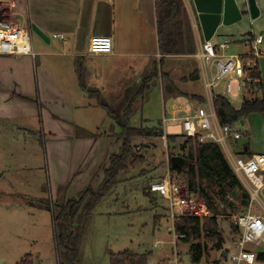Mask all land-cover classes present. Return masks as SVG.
I'll use <instances>...</instances> for the list:
<instances>
[{
    "label": "crops",
    "instance_id": "0c3cea01",
    "mask_svg": "<svg viewBox=\"0 0 264 264\" xmlns=\"http://www.w3.org/2000/svg\"><path fill=\"white\" fill-rule=\"evenodd\" d=\"M184 2L196 38L197 52L171 56L187 60L183 62L186 75L182 78L188 81L203 80L205 86V80L210 75L198 56L205 37L194 1ZM257 3L260 15L249 22L251 29L247 19L229 26H220L211 41L215 44L228 42L229 47L225 50L227 54H247L254 34H264V0H257ZM0 9L3 11L0 25L11 22L29 28L31 24H36L49 36L47 41L32 32L35 57L28 53L0 54V123L14 122L22 117L34 120L39 117L49 142L48 164L56 194L67 191V197H71L90 184L98 186L111 155L120 151L122 142L111 131L113 125L114 132L118 128L114 122H102L99 111L105 109L82 87L80 74L82 72L88 86L98 88L106 99L112 101L140 82L156 63L160 65L163 55L159 49L156 1L0 0ZM8 11L11 12L10 15H7ZM53 33H63L66 39L52 38ZM95 35L113 37V51L90 52V39ZM166 57L168 56L164 58ZM258 67L263 86L255 95L264 98V54L258 58ZM164 68L163 61L162 69ZM166 72L172 76L171 72ZM160 83L163 86L161 77ZM174 83L176 84L175 81ZM182 91L190 96H178V102L190 101L191 98L197 100L192 97L193 94L204 98V101H198L215 112L213 125L219 130L221 123L214 101L207 96L206 87L205 93ZM246 96L244 97L247 98ZM93 111L96 112L94 114L99 123L109 126L108 131L101 130L102 124L97 132L78 129L76 114H88L85 119L88 123ZM243 120L240 127L244 132L250 133L249 147L247 138L242 136L239 141L229 138L223 144L225 150L222 149L234 171L235 158L264 152V112L251 113ZM85 122L80 121L84 127ZM166 133L168 134L167 131ZM255 149L259 151H254ZM237 175L239 176L238 173ZM239 178L248 189L250 184L243 177ZM262 193L263 191L260 194ZM260 194L250 201L248 209L252 210L253 202L260 198ZM169 211L171 216V210ZM255 212L264 215V208ZM238 232L239 229L237 234ZM176 239L175 233L171 242L176 244ZM251 246L257 252L264 251V243Z\"/></svg>",
    "mask_w": 264,
    "mask_h": 264
},
{
    "label": "rangeland",
    "instance_id": "374dc122",
    "mask_svg": "<svg viewBox=\"0 0 264 264\" xmlns=\"http://www.w3.org/2000/svg\"><path fill=\"white\" fill-rule=\"evenodd\" d=\"M10 14L8 11L7 15ZM246 19L248 23L255 20L251 17ZM194 59L197 62V59ZM184 61L187 60L183 57L169 55L164 58V70L171 72V77L182 90L205 93L203 80L188 81L182 78L186 75ZM261 88L262 85L258 83L247 88L244 95L234 92L229 98L235 106L240 107L245 95L253 99L256 97L255 92ZM174 97H165L164 87L158 82L148 93L143 106L139 107L132 117L134 126L159 125L164 128L165 133L167 131L168 134L178 136L173 142L165 141L162 136L138 140L135 151L145 154V162L141 166L131 168L130 179L119 183L95 208L91 229L83 245V264H110V252L125 249L141 254L149 253L147 264H191L189 251L192 242L183 241L177 235L176 244L171 242L177 232L174 231L168 199L158 193H150L148 187L152 181L165 178L169 173L185 181L189 187L188 175L175 167L173 169L171 163L173 156L181 157L180 163L184 165L188 162L185 158L188 150L181 148V143L187 140L182 123L170 119L173 116V104L180 99L178 96L175 99ZM99 112L102 114L103 123L106 120L112 121L106 110L100 109ZM94 113L96 112L93 111L88 118V123L85 122L88 114H76L75 123L79 130H99L98 127L102 123L98 122ZM166 117L168 120L164 122ZM38 118L37 116L34 120L22 117L14 122L0 123V258L3 259V264H17L27 254L32 255L34 264H59L54 240L53 211L31 203L34 198L58 199L64 194L67 196V191L56 194L55 186L52 187L53 178L47 151L49 142ZM80 121L85 122L86 126L81 125ZM113 127L115 128L114 125ZM108 129L107 124H102V131ZM220 146L225 150L223 144ZM212 164L218 167L216 161ZM198 178L201 187L209 193L222 211V214L217 215V221L219 231L225 239L224 250L235 251L234 240L238 234L233 215L237 210H224L226 205H223L220 199L223 185L219 180L205 175ZM263 193L253 202V211L264 208ZM204 200V196L199 192L197 209ZM236 204H239V200ZM213 214L211 212V215ZM158 241L161 244H158ZM196 242L208 245L203 264L230 263V260L223 256L224 250L214 248L210 242H206L205 233Z\"/></svg>",
    "mask_w": 264,
    "mask_h": 264
},
{
    "label": "trees",
    "instance_id": "16d2710c",
    "mask_svg": "<svg viewBox=\"0 0 264 264\" xmlns=\"http://www.w3.org/2000/svg\"><path fill=\"white\" fill-rule=\"evenodd\" d=\"M155 1L159 49L163 55L160 67L156 63L140 82L135 83L133 88L127 89L112 101L106 99L98 88L88 86L82 72L80 74V84L91 97L97 100L98 105L107 111L109 117L118 127L115 132L114 128L111 131L122 142L120 151L111 155L100 184L96 187L90 184L71 197L64 194L58 199L43 197L34 198L31 201L35 206L53 211L54 240L59 254V264H83V245L91 229L90 224L95 208L119 183L130 179L131 168L141 166L145 162V154L135 151L138 140L164 136L165 132L162 126H134L131 121L137 109L143 106L148 93L160 82V77L163 82L165 97H170L172 94L177 96L189 95L179 89L170 74L162 69L165 56L190 55L197 52L196 38L185 2L184 0ZM193 76L195 77V74ZM252 76L255 82L251 86L258 83L263 86L258 65L254 67ZM192 97L204 101L202 96L193 94ZM214 104L219 121L223 125L241 124V120L247 119L251 113L264 112V98L259 96L253 99L244 98L240 107H236L228 96L219 92L214 97ZM241 133L247 138V146L249 147L251 143L250 133L244 132L242 129ZM166 135L169 142L175 141L174 139L178 136L177 134ZM240 139L233 140L239 141ZM181 148L188 150L187 157L185 156L188 162L186 165L180 164L175 168L188 175L189 189L201 192L209 209L214 214L176 216L174 227L177 233L184 235L181 237L183 241L192 242L189 251L191 263L203 264L202 260L208 252V245L196 242V240L205 233L206 242H210L214 248L223 249L225 239L219 231L217 221V215L222 214V211L209 193L201 187L198 176H208L211 179L219 180V183L223 185L220 199L221 203L226 205L225 211L227 208L237 210V212L240 209H245L244 207L241 208L240 200L239 204H236L237 200L231 198V192L235 187L241 191L246 190V187L234 171L219 143H201L192 138H187L185 142L181 143ZM213 161H216L218 167L216 164H212ZM234 226L237 228L236 225ZM148 255L147 252L141 254L129 249L118 252L111 251L110 264H147ZM258 258L264 261V251H258ZM17 264H34L32 255H25V258Z\"/></svg>",
    "mask_w": 264,
    "mask_h": 264
},
{
    "label": "built area",
    "instance_id": "2783aa9c",
    "mask_svg": "<svg viewBox=\"0 0 264 264\" xmlns=\"http://www.w3.org/2000/svg\"><path fill=\"white\" fill-rule=\"evenodd\" d=\"M52 38L65 40L63 33H53ZM228 42L215 44L205 40L198 56L205 64L206 72L210 75L205 80L208 97L214 101L217 93L226 96L234 92L244 94L255 79L253 69L258 65V58L264 54V34L257 33L251 39L250 51L247 54L230 53L225 50ZM114 48L113 37L108 35H95L90 39L89 51L92 53H111ZM28 53L36 56L32 46V32L30 28L5 22L0 26V54L17 55ZM215 112L195 99L173 104L172 120L182 123L184 136L201 143L215 142L225 144L229 138L242 137L239 123L220 124L219 130L214 125ZM168 118H164L166 122ZM167 133L163 139L168 141ZM141 148V146H138ZM235 172L250 184V201L258 197L264 190V152L252 156L237 157L234 160ZM150 193H158L169 201L171 217L180 215L207 216L211 215L206 201L199 205L198 191H191L186 182L177 176L168 174L165 178L157 179L149 184ZM247 189V188H246ZM233 221L239 233L234 240L235 251L228 250L229 264H264L259 260L258 252L251 245L264 243V215L250 209L240 210L233 215ZM174 231L175 227H174ZM181 238L184 235L176 233ZM159 244V241H158ZM251 246V247H250ZM176 261L177 258H176ZM224 264V263H222Z\"/></svg>",
    "mask_w": 264,
    "mask_h": 264
},
{
    "label": "water",
    "instance_id": "95a60500",
    "mask_svg": "<svg viewBox=\"0 0 264 264\" xmlns=\"http://www.w3.org/2000/svg\"><path fill=\"white\" fill-rule=\"evenodd\" d=\"M200 25L205 37V40H211L220 26H229L230 24L244 21L247 17L253 19L260 15V8L257 0H193ZM3 11L0 9V21H2ZM31 31L38 34L43 39L49 41V36L42 31L36 24H31ZM244 123V120H241ZM181 157L173 156L172 166L176 167L182 163ZM180 163V164H179ZM250 190L241 191L238 187L233 188L231 198L240 200L243 207L250 205ZM228 250H224L223 255L226 257ZM0 264H3V259L0 258Z\"/></svg>",
    "mask_w": 264,
    "mask_h": 264
},
{
    "label": "clouds",
    "instance_id": "9594fccd",
    "mask_svg": "<svg viewBox=\"0 0 264 264\" xmlns=\"http://www.w3.org/2000/svg\"><path fill=\"white\" fill-rule=\"evenodd\" d=\"M30 28V30H31V27H29ZM32 32V31H31Z\"/></svg>",
    "mask_w": 264,
    "mask_h": 264
}]
</instances>
